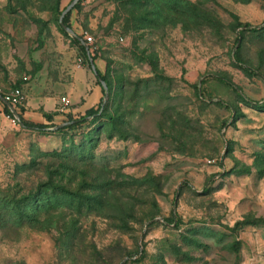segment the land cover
Segmentation results:
<instances>
[{
  "label": "rangeland",
  "instance_id": "obj_1",
  "mask_svg": "<svg viewBox=\"0 0 264 264\" xmlns=\"http://www.w3.org/2000/svg\"><path fill=\"white\" fill-rule=\"evenodd\" d=\"M70 1L0 0V92L107 81L0 144V264H264V0Z\"/></svg>",
  "mask_w": 264,
  "mask_h": 264
},
{
  "label": "crops",
  "instance_id": "obj_2",
  "mask_svg": "<svg viewBox=\"0 0 264 264\" xmlns=\"http://www.w3.org/2000/svg\"><path fill=\"white\" fill-rule=\"evenodd\" d=\"M91 87L92 90L90 93L85 94V99L83 103L80 104V108L83 110L93 106L102 95V87L99 84L93 83ZM25 92L26 100L24 106L20 110L14 112L18 114L21 120L33 123H44L48 125L46 128H53L57 124L64 122L65 115L58 109L57 97L44 96L42 93L29 90H25ZM92 94L94 95V99L88 101L93 97ZM71 97V99H73L74 95H71ZM6 106L12 110V107L0 98V144L6 141H11L13 135L10 130L14 126L19 125L25 127L21 121L19 124H15L11 120V116L5 109ZM46 113L49 114V117L45 115Z\"/></svg>",
  "mask_w": 264,
  "mask_h": 264
},
{
  "label": "trees",
  "instance_id": "obj_3",
  "mask_svg": "<svg viewBox=\"0 0 264 264\" xmlns=\"http://www.w3.org/2000/svg\"><path fill=\"white\" fill-rule=\"evenodd\" d=\"M78 2H79V0L76 2V4L72 8L76 7V5L78 4ZM71 9L69 11H67L65 13V15L63 16V22L65 24H67L68 26H69V23L68 22H69V15H70ZM62 10H61V12H62ZM72 41L75 43V45H76L77 49L79 50V52L84 53L86 59L88 60V64L91 67V63H94V61H93V58L90 59L89 58L90 57L89 54L86 53L87 48L85 47L84 42L81 40V36H79L78 34L74 33L72 35ZM94 65H95V63H94ZM95 75L97 77L103 79L107 83V81L104 79L103 75L101 74L100 70L96 66H95ZM97 83L98 84H101L100 80H98ZM102 101H103V96H101V98L99 100V105L97 107L90 106V107H88V108L85 109V112L79 118H75V119L68 118L66 120L67 123H65L64 125L59 126V127L54 126L52 129H54V130H60V129H64V128H73L76 125H78V124H80V123H82L84 121H87V120H89L92 117L97 116L98 115V111L100 110V108H102L104 106ZM5 109H6V111H7V113L9 115H12L14 113V111L13 110H10L8 106H6ZM45 115L49 117V114L46 113ZM20 121L22 122V124L25 127L33 128V129L42 130V129H46V127L48 126L47 124H44V123L27 122V121H24V120H21V119H20Z\"/></svg>",
  "mask_w": 264,
  "mask_h": 264
},
{
  "label": "built area",
  "instance_id": "obj_4",
  "mask_svg": "<svg viewBox=\"0 0 264 264\" xmlns=\"http://www.w3.org/2000/svg\"><path fill=\"white\" fill-rule=\"evenodd\" d=\"M85 38L88 42L92 41L91 35H86ZM0 95L2 96L3 100L12 107V110L16 112V110H20L25 103L26 100V92L21 86H15L14 88L8 91H1ZM69 106V100L67 97H61V104L59 106V111H66ZM11 116V120L14 123H20V117L18 114L13 113Z\"/></svg>",
  "mask_w": 264,
  "mask_h": 264
},
{
  "label": "water",
  "instance_id": "obj_5",
  "mask_svg": "<svg viewBox=\"0 0 264 264\" xmlns=\"http://www.w3.org/2000/svg\"><path fill=\"white\" fill-rule=\"evenodd\" d=\"M77 1H78V0H71V1L65 6V8L62 10V12H61V14H60V16H59V22L61 23L62 27H63L65 30L70 31V32H73V29H72L70 26H68L67 24H65V23L63 22V16L65 15V13H66L67 11H69V10H70V9L76 4ZM84 45H85V47L87 48L86 44H84ZM89 58L91 59V57H89ZM91 69H92L93 72L95 73V65H94V63H91ZM100 82H101V85H102L103 87H106V82H105L104 80L100 79ZM0 98L3 99L1 95H0ZM6 103H7V102H6ZM7 104L9 105V103H7ZM65 123H67V122L64 121V122H62V123H60V124H57L56 127L62 126V125H64Z\"/></svg>",
  "mask_w": 264,
  "mask_h": 264
}]
</instances>
